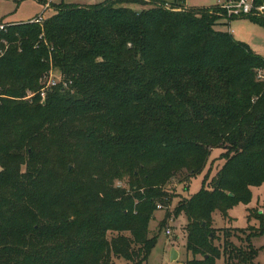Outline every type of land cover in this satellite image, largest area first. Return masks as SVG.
<instances>
[{"label": "trees", "instance_id": "16d2710c", "mask_svg": "<svg viewBox=\"0 0 264 264\" xmlns=\"http://www.w3.org/2000/svg\"><path fill=\"white\" fill-rule=\"evenodd\" d=\"M48 8L0 30V264H147L166 185L188 191L214 149L210 185L171 213L187 220L185 264H255L264 211L246 231L212 227L264 184V58L221 31L234 18L184 0ZM53 69L66 87L42 101Z\"/></svg>", "mask_w": 264, "mask_h": 264}, {"label": "rangeland", "instance_id": "374dc122", "mask_svg": "<svg viewBox=\"0 0 264 264\" xmlns=\"http://www.w3.org/2000/svg\"><path fill=\"white\" fill-rule=\"evenodd\" d=\"M42 1L43 0H0V24L7 26L14 23H29L37 17H40L43 21L52 14L50 8H45L46 4L79 3L77 0H45L46 4L44 5ZM102 1L103 0H99L98 2ZM161 1L173 3V0ZM219 2H223V0H184V5L189 8L199 9L217 6ZM260 6L264 7V0H262ZM134 9L137 11L141 10L140 7H134ZM255 14L264 15V11ZM227 24L220 27L221 31L229 32L236 41L247 44L256 54L264 58V27L262 24L252 22L248 18H234L229 20ZM49 74H51L52 80L60 79L59 71L55 69L51 70ZM261 76H264V72H261ZM35 94L29 92L27 94V99H30ZM222 152L223 150L220 149L211 151L206 167L200 174L191 179L188 191H184V184L179 183L178 177L170 180L166 185V189L169 191V194L172 195L173 199L168 208H158L154 213V219L149 223L150 235H156L157 241L154 248L151 250L147 264H185L187 260L185 250V229L187 220L183 214L173 218L171 213L181 200L185 198L188 199L201 190L204 178L206 179V186L210 185V180L216 175L224 163V161L220 159ZM116 185L123 186L124 183L116 182ZM251 194L252 198L250 203L247 205L236 203L229 210V219L223 218L219 212H214L212 214V227L215 229L236 228L242 231H246L249 227H258V223L254 219L248 220V214L253 216V212L257 210L264 211V184L260 187L252 188ZM162 222V227H160ZM247 232L237 233V236L245 238ZM217 235L220 239L215 241L214 244L219 246L221 244L222 232H218ZM232 239L233 243L239 244L237 239ZM252 245L258 250L254 263L264 264V235L254 238L252 240ZM172 249L179 255L177 260L173 262L170 261ZM116 264L126 263L120 260L116 261ZM217 264H223V261H218Z\"/></svg>", "mask_w": 264, "mask_h": 264}, {"label": "built area", "instance_id": "2783aa9c", "mask_svg": "<svg viewBox=\"0 0 264 264\" xmlns=\"http://www.w3.org/2000/svg\"><path fill=\"white\" fill-rule=\"evenodd\" d=\"M81 5H91L97 3L99 0H77ZM256 0H227L226 2L218 3V7L225 12L227 19L232 18H243L248 15H256L255 13L264 11L263 6H257L255 4ZM50 4V3H49ZM49 4L45 5L47 9ZM32 23L41 24L42 19L40 17L35 18L31 21ZM30 22V23H31ZM0 30H4V25H0ZM62 83V79L52 80L51 74H48L47 77L43 79L42 88L39 91L40 98L45 99L47 92L51 91L52 88L56 87L58 84ZM63 87H66L65 83H62ZM168 234V233H167Z\"/></svg>", "mask_w": 264, "mask_h": 264}, {"label": "water", "instance_id": "95a60500", "mask_svg": "<svg viewBox=\"0 0 264 264\" xmlns=\"http://www.w3.org/2000/svg\"><path fill=\"white\" fill-rule=\"evenodd\" d=\"M70 168V167H69ZM204 225V224H203ZM178 253L174 250V249H172L171 250V253H170V261L171 262H173V261H176L177 260V258H178Z\"/></svg>", "mask_w": 264, "mask_h": 264}, {"label": "crops", "instance_id": "0c3cea01", "mask_svg": "<svg viewBox=\"0 0 264 264\" xmlns=\"http://www.w3.org/2000/svg\"><path fill=\"white\" fill-rule=\"evenodd\" d=\"M227 0H223V2L222 3H224V2H226Z\"/></svg>", "mask_w": 264, "mask_h": 264}]
</instances>
